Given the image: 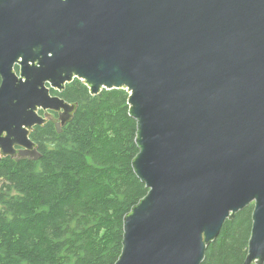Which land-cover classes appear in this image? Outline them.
<instances>
[{
  "label": "water",
  "instance_id": "water-1",
  "mask_svg": "<svg viewBox=\"0 0 264 264\" xmlns=\"http://www.w3.org/2000/svg\"><path fill=\"white\" fill-rule=\"evenodd\" d=\"M0 79V161L71 121L51 90L129 93L148 193L115 264H202L250 204L243 264H264V0H0Z\"/></svg>",
  "mask_w": 264,
  "mask_h": 264
},
{
  "label": "trees",
  "instance_id": "trees-1",
  "mask_svg": "<svg viewBox=\"0 0 264 264\" xmlns=\"http://www.w3.org/2000/svg\"><path fill=\"white\" fill-rule=\"evenodd\" d=\"M51 95L77 105L71 121L58 133L51 114L33 129L37 161H0V264H115L124 218L148 193L132 168L139 149L129 93L92 95L74 79ZM253 208L226 221L202 264L244 263Z\"/></svg>",
  "mask_w": 264,
  "mask_h": 264
},
{
  "label": "rangeland",
  "instance_id": "rangeland-1",
  "mask_svg": "<svg viewBox=\"0 0 264 264\" xmlns=\"http://www.w3.org/2000/svg\"><path fill=\"white\" fill-rule=\"evenodd\" d=\"M16 68V67H15ZM16 70V69H15ZM16 73H18V71H15Z\"/></svg>",
  "mask_w": 264,
  "mask_h": 264
},
{
  "label": "flooded vegetation",
  "instance_id": "flooded-vegetation-1",
  "mask_svg": "<svg viewBox=\"0 0 264 264\" xmlns=\"http://www.w3.org/2000/svg\"><path fill=\"white\" fill-rule=\"evenodd\" d=\"M1 80V79H0ZM15 159H18V158H15Z\"/></svg>",
  "mask_w": 264,
  "mask_h": 264
}]
</instances>
